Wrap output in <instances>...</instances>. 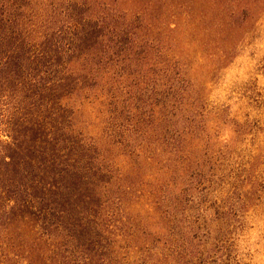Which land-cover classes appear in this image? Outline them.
<instances>
[{
	"label": "trees",
	"instance_id": "16d2710c",
	"mask_svg": "<svg viewBox=\"0 0 264 264\" xmlns=\"http://www.w3.org/2000/svg\"><path fill=\"white\" fill-rule=\"evenodd\" d=\"M36 1L0 0V264L121 263L104 214L118 177L86 141L81 107L129 66L145 71L139 92L162 81L174 89L182 71L164 54L181 38L201 54L212 37L241 38L264 0L179 1L169 13L156 9L162 0H119L127 14L117 0H73L68 37L55 32L58 10L40 15Z\"/></svg>",
	"mask_w": 264,
	"mask_h": 264
},
{
	"label": "rangeland",
	"instance_id": "374dc122",
	"mask_svg": "<svg viewBox=\"0 0 264 264\" xmlns=\"http://www.w3.org/2000/svg\"><path fill=\"white\" fill-rule=\"evenodd\" d=\"M69 1L34 3L40 15L58 10L55 32L66 37ZM186 43L164 54L180 64L174 89L162 81L139 92L145 71L129 66L80 109L86 141L118 177L104 189L117 264H264V11L241 38L212 37L203 54Z\"/></svg>",
	"mask_w": 264,
	"mask_h": 264
}]
</instances>
